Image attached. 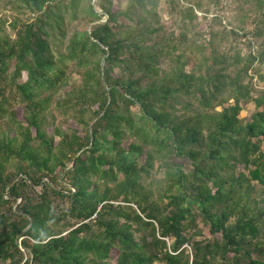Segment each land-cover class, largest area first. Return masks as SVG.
<instances>
[{"label": "trees", "instance_id": "trees-1", "mask_svg": "<svg viewBox=\"0 0 264 264\" xmlns=\"http://www.w3.org/2000/svg\"><path fill=\"white\" fill-rule=\"evenodd\" d=\"M95 1L0 0V264H264V0Z\"/></svg>", "mask_w": 264, "mask_h": 264}, {"label": "rangeland", "instance_id": "rangeland-1", "mask_svg": "<svg viewBox=\"0 0 264 264\" xmlns=\"http://www.w3.org/2000/svg\"><path fill=\"white\" fill-rule=\"evenodd\" d=\"M95 0H91V4H93V5H95ZM162 5V4H161ZM0 11H1V8H0ZM200 11V10H199ZM199 11H196V14H197V16L199 17V21H200V23H199V27L201 28V29H198L200 32H203V33H205V36H204V38H207L208 37V31H209V27H208V20H206V21H204V19H201L200 18V16H201V11L199 12ZM10 19H12V17H10ZM162 19L164 20L163 21V24L165 25V27H166V29L167 30H169V31H174V29H173V27L170 25V22H169V20H168V17H166V16H163L162 17ZM201 21H203V22H201ZM197 30V29H196ZM203 30V31H202ZM179 32V30L178 31H174V33H175V35L177 34ZM259 69H260V73L262 74V76H263V78H264V64H261V66L259 67ZM22 78H24V75H23V77ZM258 80V83H257V86L259 87V88H256L255 90H254V94H256V91H258V90H261V89H263L264 88V80L262 81V80H259V79H257ZM255 111V107H254V105H253V103H249V104H247V105H245L244 106V109L241 111V113L239 114V118L241 119V120H245V119H248L249 118V115H250V113H252V112H254ZM56 112H53V114H55ZM56 119L58 120L59 119V116L58 115H56ZM159 177V176H158ZM20 239H18L17 240V243H18V248L20 249V251L23 253V248H21L20 247V241H19ZM113 261V260H112Z\"/></svg>", "mask_w": 264, "mask_h": 264}]
</instances>
